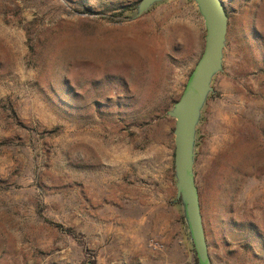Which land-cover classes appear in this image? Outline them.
<instances>
[{"label": "rangeland", "instance_id": "obj_1", "mask_svg": "<svg viewBox=\"0 0 264 264\" xmlns=\"http://www.w3.org/2000/svg\"><path fill=\"white\" fill-rule=\"evenodd\" d=\"M139 1L0 0V264H197L168 112L204 23ZM221 1L194 180L211 263L264 264V0Z\"/></svg>", "mask_w": 264, "mask_h": 264}, {"label": "water", "instance_id": "obj_2", "mask_svg": "<svg viewBox=\"0 0 264 264\" xmlns=\"http://www.w3.org/2000/svg\"><path fill=\"white\" fill-rule=\"evenodd\" d=\"M167 0H140L131 18L142 16L153 5ZM196 4L205 28L204 47L189 74L182 94L168 116L174 120V178L197 264H212L206 244L198 190L194 180L196 128L212 79L222 71L227 34V14L221 0H189Z\"/></svg>", "mask_w": 264, "mask_h": 264}, {"label": "trees", "instance_id": "obj_3", "mask_svg": "<svg viewBox=\"0 0 264 264\" xmlns=\"http://www.w3.org/2000/svg\"><path fill=\"white\" fill-rule=\"evenodd\" d=\"M128 10H129V7L126 6V7L122 8V10L120 11V13L123 14L124 12H126Z\"/></svg>", "mask_w": 264, "mask_h": 264}]
</instances>
